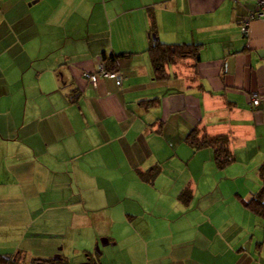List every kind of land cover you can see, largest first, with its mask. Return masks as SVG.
Listing matches in <instances>:
<instances>
[{"label": "crops", "instance_id": "1", "mask_svg": "<svg viewBox=\"0 0 264 264\" xmlns=\"http://www.w3.org/2000/svg\"><path fill=\"white\" fill-rule=\"evenodd\" d=\"M252 10L0 0V264H264L263 220L244 205L264 162V18L242 31ZM158 41L199 45L200 61L156 80ZM111 55L121 85H93L84 73ZM195 128L228 136L234 163L219 169L211 148L194 149Z\"/></svg>", "mask_w": 264, "mask_h": 264}, {"label": "trees", "instance_id": "2", "mask_svg": "<svg viewBox=\"0 0 264 264\" xmlns=\"http://www.w3.org/2000/svg\"><path fill=\"white\" fill-rule=\"evenodd\" d=\"M200 49L201 46L195 44L169 45L163 44L159 41L154 42L149 48L148 53L153 67L155 79H168L170 76L167 72L168 66H171L181 60L192 59L195 61V63H198L200 61ZM122 56L128 55L123 54ZM118 57L119 56L117 55H111L108 58L103 57L102 62L104 65L106 63L105 69L107 71L117 72L116 66ZM141 104L146 108H151L156 104V100L143 101ZM187 142L197 150L211 148L214 152L215 163L219 169H225L235 161L233 153L229 147V137L226 135L209 136L198 128H195L187 136ZM158 172L159 167H153L150 169V171H148L147 174H143V176L146 177V179L151 180L158 174ZM258 174L263 182L262 187L257 192H255L248 201H244V205L250 212L259 216L263 220L264 225V162L259 167ZM186 197H190L188 190H185L181 195V198L184 201H188ZM34 263L53 264V261H35ZM90 264L94 263L90 262Z\"/></svg>", "mask_w": 264, "mask_h": 264}, {"label": "built area", "instance_id": "3", "mask_svg": "<svg viewBox=\"0 0 264 264\" xmlns=\"http://www.w3.org/2000/svg\"><path fill=\"white\" fill-rule=\"evenodd\" d=\"M254 4V10H252L244 22L242 27L243 34L249 35L250 25L253 21L264 18V0H251ZM84 77L88 79L93 85H97L100 79L113 78L117 80V84L120 85L122 82V76L118 72H109L105 69V65L102 62L99 65L98 71L95 73H84ZM253 105H260V98L255 96L253 99Z\"/></svg>", "mask_w": 264, "mask_h": 264}, {"label": "rangeland", "instance_id": "4", "mask_svg": "<svg viewBox=\"0 0 264 264\" xmlns=\"http://www.w3.org/2000/svg\"><path fill=\"white\" fill-rule=\"evenodd\" d=\"M259 166H261V165H259ZM253 181L255 182V185L257 186L256 190L261 188L262 182H260V181H262V179L259 177V174H258V176L255 179L253 178ZM1 256L3 257V254ZM56 256L57 255H54L51 259H49V261H53V264H70L69 260H67V259H65L63 257H61V260H58V259L55 258ZM93 256H95V255H93ZM8 257H10V256H4L3 258L4 259H8ZM92 262H97V259H93ZM20 264H35V263L34 262L31 263L30 259L29 260L25 259V261L21 262Z\"/></svg>", "mask_w": 264, "mask_h": 264}, {"label": "flooded vegetation", "instance_id": "5", "mask_svg": "<svg viewBox=\"0 0 264 264\" xmlns=\"http://www.w3.org/2000/svg\"><path fill=\"white\" fill-rule=\"evenodd\" d=\"M11 260H12V262H14L16 264H20V262L18 261V258H16V257H13Z\"/></svg>", "mask_w": 264, "mask_h": 264}, {"label": "water", "instance_id": "6", "mask_svg": "<svg viewBox=\"0 0 264 264\" xmlns=\"http://www.w3.org/2000/svg\"><path fill=\"white\" fill-rule=\"evenodd\" d=\"M8 258H10V257H8ZM55 258L58 259V260H61V258L58 255ZM82 264H90V263L86 262V263H82Z\"/></svg>", "mask_w": 264, "mask_h": 264}]
</instances>
